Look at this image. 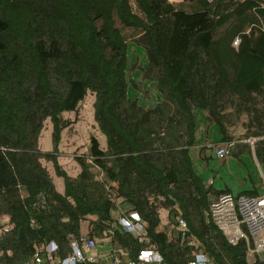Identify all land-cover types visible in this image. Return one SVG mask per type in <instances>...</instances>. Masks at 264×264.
I'll use <instances>...</instances> for the list:
<instances>
[{
  "label": "trees",
  "instance_id": "obj_1",
  "mask_svg": "<svg viewBox=\"0 0 264 264\" xmlns=\"http://www.w3.org/2000/svg\"><path fill=\"white\" fill-rule=\"evenodd\" d=\"M180 4L193 10L170 0H0V264H23L52 243L65 258L84 224L133 263L152 251L161 264H188L194 249L179 219L215 264H264L215 224L212 205L231 190L209 185L191 155L198 150L209 169V147H197L203 114L232 158L264 165V0ZM131 46L145 64L139 54L132 64ZM88 94L107 148L92 138L73 178L59 163L73 125L64 115ZM48 122L53 149L44 153ZM43 163L64 179V193ZM119 207L145 239L117 226ZM162 211L172 230L161 229Z\"/></svg>",
  "mask_w": 264,
  "mask_h": 264
},
{
  "label": "built area",
  "instance_id": "obj_2",
  "mask_svg": "<svg viewBox=\"0 0 264 264\" xmlns=\"http://www.w3.org/2000/svg\"><path fill=\"white\" fill-rule=\"evenodd\" d=\"M231 150V145H223L214 151V155L217 160L227 162L231 159ZM208 183L214 186L215 180L211 179ZM212 217L230 244H247L249 260L257 256L264 258V195L246 197L223 194L212 205ZM117 226L126 233L145 239L144 226L131 219L121 207L117 212ZM176 230L186 239L188 246L194 249L193 258L188 264H215L208 254L199 250L196 239L187 235L188 227L184 220L177 221ZM108 240L111 239L96 240L85 230L79 239H72L71 251L65 258L58 255V248L52 243L45 250L37 251L23 264H137L131 262L119 248L100 250L99 244ZM140 263L161 264V259L157 253L148 251L143 253Z\"/></svg>",
  "mask_w": 264,
  "mask_h": 264
},
{
  "label": "rangeland",
  "instance_id": "obj_3",
  "mask_svg": "<svg viewBox=\"0 0 264 264\" xmlns=\"http://www.w3.org/2000/svg\"><path fill=\"white\" fill-rule=\"evenodd\" d=\"M170 2L177 4L179 8L184 7L188 11L193 10L192 6L191 7L189 5L182 6L180 4L182 3V0H170ZM130 49H131L130 59L132 64L136 62V57L138 56V54L143 58L144 62L142 64H145L144 50L136 46H131ZM135 74H140V73L136 72ZM147 89L150 91L149 93H151V96L153 97L154 94L152 93L156 92L155 88L149 85ZM130 95L132 99L139 97V93L134 89H131ZM94 102H95V97L92 96L91 94H88L85 101L81 104L77 113L64 115V118L66 120L71 121L73 125L71 126V128L65 130L62 134L59 163L62 169L69 176L73 178L77 177L81 172L80 166L78 165L76 160L77 157L89 156L91 153L92 138L98 140L102 149L107 148L106 137L99 131L94 120ZM141 104L153 106L155 104V100H152V102L150 101L148 102L142 98ZM197 119L199 126L197 147L208 146L210 149L209 154L214 155V151L217 148L222 147L224 144H222L217 140L218 138L220 139V136H218L217 133L215 134V132H213L214 129H212L213 131H211L210 138L213 139L215 143L202 142L201 139L204 138L203 133L204 130L207 129V127L205 128L203 126L204 121L200 116V114L197 115ZM40 149L44 153L50 152L53 149L52 125L49 122L46 124L45 130L42 134L40 140ZM191 155L194 160L197 171H199L200 173L203 172L204 166L201 164L198 150H193L191 152ZM222 163H223L222 161H219L217 159L214 160V164H217V168L220 170L219 172H221V176L224 179L232 178V181L235 182L236 186L240 185L244 189L253 188V184H255L261 191L262 195H264V165L260 166L253 157V155L246 154L241 158V160H235L234 158L231 157L229 161L225 162L228 164H226L224 169H222L223 168V166H221ZM43 164L48 168L51 176L53 177L57 191H59L60 193H64V189H65L64 179L59 178L55 175L54 169L51 164H47V163H43ZM240 171H241V176L239 173ZM243 171L246 172V175H242ZM243 179L245 180L244 185L241 184L244 181ZM166 215L167 213L165 211H162L161 213L162 218L165 219ZM130 218L131 219L134 218L133 215H131ZM3 223H7V220L4 221ZM85 226L86 224H84V227Z\"/></svg>",
  "mask_w": 264,
  "mask_h": 264
},
{
  "label": "crops",
  "instance_id": "obj_4",
  "mask_svg": "<svg viewBox=\"0 0 264 264\" xmlns=\"http://www.w3.org/2000/svg\"><path fill=\"white\" fill-rule=\"evenodd\" d=\"M201 117H202V119H203V121H204V127L206 128L207 127V125H206V123H205V119H206V116L205 115H201ZM211 131H213V130H211ZM211 131L209 132V134H207V129L206 130H204V133H203V139H201V141L202 142H208V143H215V141L213 140V139H211L210 137H211ZM213 132H215V134L217 133L218 134V131L217 130H215L214 129V131ZM218 136H220L219 134H218ZM211 140V141H210ZM219 142H221V137H220V139L218 138L217 139ZM214 141V142H213ZM210 152L208 151L207 152V156H209V157H213L212 158V161L209 163V169L208 170H206V168H205V166H204V163L203 162H201V164L204 166V171L202 172V173H204L206 176H207V181L209 182L211 179H214L215 180V184H214V187H216L217 189H219V190H224V189H230L231 190V193L233 194V195H235V196H239V193H241L242 191H245V190H252L253 188H255L257 191H258V194L261 196L262 195V193H261V191L259 190V188L255 185V184H253V188H250V189H244V188H242V186H236V184H235V182H233L232 181V178H226V179H224L222 176H221V172H219L220 170L217 168V164H214V160H216V157H215V155H211V154H209ZM209 154V155H208ZM211 155V156H210ZM226 164H228V163H225V162H223L222 164H221V166H223V168L222 169H224V167L226 166ZM230 164V163H229ZM237 164V163H236ZM236 168H237V165H236ZM222 171V170H221ZM240 173V176H241V171L239 172ZM242 175H246V172L245 171H243V173H242ZM245 179V178H244ZM243 179V180H244ZM244 182H245V180L243 181V183H241L242 185H244ZM244 189V190H243ZM166 212V211H165ZM167 213V212H166ZM163 219L164 218H162V227H161V229L163 230V229H166V228H169V229H171L172 230V228H171V226H169V220H168V213H167V215H166V218L164 219V222H163ZM85 229H86V226L84 227V231H85ZM112 241L111 240H108V241H106L105 243H100L99 244V249L100 250H107V249H110V248H112V247H114L113 246V244L111 243ZM148 257H146V259H147ZM148 260V259H147ZM125 264H127L126 262H125ZM140 264H142V263H140Z\"/></svg>",
  "mask_w": 264,
  "mask_h": 264
}]
</instances>
